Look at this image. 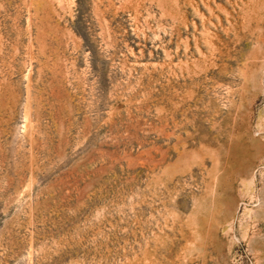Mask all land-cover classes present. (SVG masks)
I'll return each instance as SVG.
<instances>
[{
  "label": "rangeland",
  "instance_id": "obj_1",
  "mask_svg": "<svg viewBox=\"0 0 264 264\" xmlns=\"http://www.w3.org/2000/svg\"><path fill=\"white\" fill-rule=\"evenodd\" d=\"M0 264H264V0H0Z\"/></svg>",
  "mask_w": 264,
  "mask_h": 264
}]
</instances>
